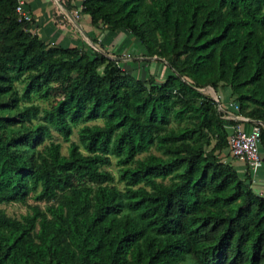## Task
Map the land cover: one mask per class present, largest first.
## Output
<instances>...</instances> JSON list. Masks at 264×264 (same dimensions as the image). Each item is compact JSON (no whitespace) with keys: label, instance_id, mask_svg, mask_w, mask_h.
<instances>
[{"label":"trees","instance_id":"1","mask_svg":"<svg viewBox=\"0 0 264 264\" xmlns=\"http://www.w3.org/2000/svg\"><path fill=\"white\" fill-rule=\"evenodd\" d=\"M16 5L0 0V205L28 210L0 207V264H264V194L226 160L235 122L201 91L227 88L264 125V0H83L164 63L158 80L39 39ZM78 125L67 154L44 143Z\"/></svg>","mask_w":264,"mask_h":264},{"label":"crops","instance_id":"2","mask_svg":"<svg viewBox=\"0 0 264 264\" xmlns=\"http://www.w3.org/2000/svg\"><path fill=\"white\" fill-rule=\"evenodd\" d=\"M25 11L31 16L30 31L39 39L63 47L87 48L96 46L104 53L114 49L116 43H130V50H136L137 42L126 31L110 32L91 24L89 16L82 11V0H21ZM124 40V41H123ZM127 48V47H126ZM125 65L132 66L146 57L129 56L121 58ZM249 129L251 125H244ZM231 132V126L229 127ZM234 168L241 174L246 170L245 163L228 156ZM260 172V173H259ZM257 182L254 188L264 194V169H258Z\"/></svg>","mask_w":264,"mask_h":264},{"label":"rangeland","instance_id":"3","mask_svg":"<svg viewBox=\"0 0 264 264\" xmlns=\"http://www.w3.org/2000/svg\"><path fill=\"white\" fill-rule=\"evenodd\" d=\"M133 40H135V39H133ZM135 42H137V41L135 40ZM137 44H139V43L137 42ZM131 47L133 49V46H131L130 43H127V42L125 43V41L120 42V43H116L114 46V49L113 48L110 49V52H107V54L109 56H113L114 60L119 62L120 66L122 68L129 71L131 74H133L137 77H141L142 79H145V80L148 79L150 74L155 76L156 80H158V79L164 77L168 73V69L165 67L164 63L155 60V58L151 59L149 57H146L147 58L146 60L149 61L148 64L139 62V63L133 64L132 66L130 65V67L125 65L124 60L121 58H129V56H138V57L142 58L145 55V51L142 49L140 44L137 46L136 50H130ZM143 60L144 59H142L141 61H143ZM16 87L18 89H20L21 85L17 83ZM201 91L204 92L205 94L211 96L214 100H215V98H220L223 105H227L229 102H233L232 99H228L229 98V90L225 87H221L220 91H218L217 93L209 86L201 89ZM31 102L38 104L40 106H47V102L42 101L40 99H37L36 97H32ZM96 122L100 123V121H96ZM91 123H93V122H90V124ZM244 125L246 126V124H244ZM79 126L80 125L73 127L72 134L70 135V138L68 141H65L63 139V137L56 130L51 129L52 137L46 138L44 140V143H48L49 141L57 142L61 146V152L63 154H67L68 153V146L70 145V143L71 142L78 143L77 130H78ZM244 129H245V127H244ZM259 148L263 149V146L260 145ZM225 153H226V158L228 156L231 157L228 149L225 150ZM112 161L114 162L115 159H112ZM245 166H247V165H245ZM260 168L264 169V162L263 161L260 164ZM109 169L112 170V172L115 175V178H117L116 166L111 165L109 167ZM246 169L248 170V166ZM259 175L260 174H257V178L259 177ZM118 185L121 186L122 184L119 183ZM0 207L3 208L8 215L13 216V217H19L20 215L25 214V212L28 210V208L26 206L21 205L19 203H3L0 205Z\"/></svg>","mask_w":264,"mask_h":264},{"label":"built area","instance_id":"4","mask_svg":"<svg viewBox=\"0 0 264 264\" xmlns=\"http://www.w3.org/2000/svg\"><path fill=\"white\" fill-rule=\"evenodd\" d=\"M15 10L19 19L26 21L31 20V16L25 11L21 0H17ZM93 49L96 50L95 48ZM105 55L113 59V56H109L108 54ZM215 101L218 104V109L224 113V118L235 122V124L231 126V132L228 136V150L232 157L244 162L248 166L251 175L250 184L254 186L257 181V172L262 162L259 152L260 128L254 125V123H256L254 120L238 113L239 107L237 103L229 102L227 105H223L219 102L218 98H215ZM246 123H253V125H251L249 129H244L243 125Z\"/></svg>","mask_w":264,"mask_h":264},{"label":"water","instance_id":"5","mask_svg":"<svg viewBox=\"0 0 264 264\" xmlns=\"http://www.w3.org/2000/svg\"><path fill=\"white\" fill-rule=\"evenodd\" d=\"M91 47H93V48H95L96 50H98V51H100L101 53H103L104 55L106 54V53H104L102 50H100L98 47H96V46H91ZM113 59H114V57H112ZM155 57H152L151 59H154ZM256 123H259V124H261V125H263V123L262 122H260V121H255ZM264 126V125H263Z\"/></svg>","mask_w":264,"mask_h":264}]
</instances>
